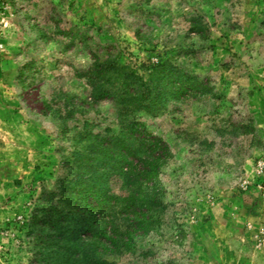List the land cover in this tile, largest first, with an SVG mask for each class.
I'll return each mask as SVG.
<instances>
[{
	"label": "rangeland",
	"instance_id": "obj_1",
	"mask_svg": "<svg viewBox=\"0 0 264 264\" xmlns=\"http://www.w3.org/2000/svg\"><path fill=\"white\" fill-rule=\"evenodd\" d=\"M1 13L0 264H63L46 205L81 176L92 135L123 120L83 76L99 56L139 74L161 57L198 83L135 113L167 145L160 203L101 264H264V0H4Z\"/></svg>",
	"mask_w": 264,
	"mask_h": 264
},
{
	"label": "trees",
	"instance_id": "obj_2",
	"mask_svg": "<svg viewBox=\"0 0 264 264\" xmlns=\"http://www.w3.org/2000/svg\"><path fill=\"white\" fill-rule=\"evenodd\" d=\"M83 76L92 96L109 100L123 120L117 134L92 135L82 153L81 176L59 184L46 205L43 222L52 239L62 244L63 264H101L103 254L129 249L148 231L151 211L160 203L155 184L168 150L135 113L150 112L166 96L184 95L198 85L161 57L139 74L116 58L99 56ZM111 179L119 180L121 191L113 189Z\"/></svg>",
	"mask_w": 264,
	"mask_h": 264
},
{
	"label": "built area",
	"instance_id": "obj_3",
	"mask_svg": "<svg viewBox=\"0 0 264 264\" xmlns=\"http://www.w3.org/2000/svg\"><path fill=\"white\" fill-rule=\"evenodd\" d=\"M4 0H0V22H2L1 8L3 7ZM1 46V45H0Z\"/></svg>",
	"mask_w": 264,
	"mask_h": 264
}]
</instances>
